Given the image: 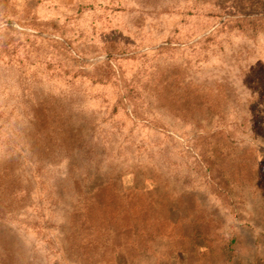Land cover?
Listing matches in <instances>:
<instances>
[{"label": "rangeland", "instance_id": "374dc122", "mask_svg": "<svg viewBox=\"0 0 264 264\" xmlns=\"http://www.w3.org/2000/svg\"><path fill=\"white\" fill-rule=\"evenodd\" d=\"M76 209L114 264H264V0H0V264H82Z\"/></svg>", "mask_w": 264, "mask_h": 264}, {"label": "trees", "instance_id": "16d2710c", "mask_svg": "<svg viewBox=\"0 0 264 264\" xmlns=\"http://www.w3.org/2000/svg\"><path fill=\"white\" fill-rule=\"evenodd\" d=\"M261 19L258 16L251 20L244 19V21L247 22V27L255 30L258 29V22H261ZM89 213V209L84 211L76 209L74 212L70 233L66 238L67 243L64 245L65 256L75 263L114 264L118 254L115 244L107 243L103 239L109 230L104 226L94 224ZM85 214H88V217ZM111 254L112 256H108ZM228 254L232 255L231 249L228 250Z\"/></svg>", "mask_w": 264, "mask_h": 264}]
</instances>
